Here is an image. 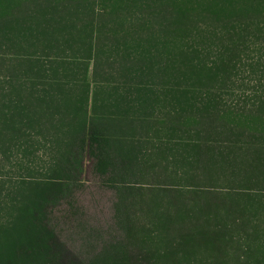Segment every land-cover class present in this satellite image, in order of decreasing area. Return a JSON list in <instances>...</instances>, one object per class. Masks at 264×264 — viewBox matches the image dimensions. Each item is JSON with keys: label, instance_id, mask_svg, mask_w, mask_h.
<instances>
[{"label": "trees", "instance_id": "1", "mask_svg": "<svg viewBox=\"0 0 264 264\" xmlns=\"http://www.w3.org/2000/svg\"><path fill=\"white\" fill-rule=\"evenodd\" d=\"M261 30L264 0H0V264H264V98L224 97Z\"/></svg>", "mask_w": 264, "mask_h": 264}, {"label": "rangeland", "instance_id": "2", "mask_svg": "<svg viewBox=\"0 0 264 264\" xmlns=\"http://www.w3.org/2000/svg\"><path fill=\"white\" fill-rule=\"evenodd\" d=\"M205 1L206 0H202ZM252 38L253 40H256L255 44L250 45V50L248 52L247 59L244 60V67L245 71L239 73L238 72V81L235 83V92L229 93V94H224V97H226L227 102H232V103H239L244 104L245 102L251 103L252 101H257L258 98H264V30L261 31H256V33L253 31ZM261 45V46H260ZM256 46L262 47L260 50L254 51L253 49ZM0 52H8L7 54H11V50L8 48L1 47ZM255 55H261L262 59L260 62H254V60H258L257 57H254ZM0 73H2L0 71ZM103 89L107 92H110L112 88H109L108 86L103 87ZM102 96H105L104 93H101ZM114 95V94H113ZM37 139H39L41 142H44V139L42 136L37 135ZM35 141V139H34ZM32 143V141H31ZM42 155V148L39 151V156ZM30 158V157H29ZM155 168V167H154ZM151 169L149 167L147 174L145 176H140L141 174H138L137 176H132L130 177L129 181L131 185H134L135 187H142L143 189L140 190L139 192L145 193L151 196H154L153 192H156L154 187H170V189H181L183 187L184 183H188L184 180H178L175 179L174 181L171 182V178H167V172H164L162 169ZM10 175H18L20 174L17 171V168L14 167L13 169H8V172H2ZM22 173V172H21ZM40 175V173H37ZM5 175H0V177L5 178ZM7 176V175H6ZM84 179L86 180V185L88 187V198L89 199H94L96 201V207H97V212L102 213L101 218H106L107 215L105 213L108 210V205H109V194L106 192H101L96 188V185L94 183V179L89 172V170L85 171L84 173ZM191 185H194V183H189ZM198 184V183H195ZM208 184V183H207ZM205 184H201V186H191V188L195 187H205L202 186ZM208 186H211V188L214 189V191H224L227 190L230 187H241L239 184H228L224 181H216ZM154 189V190H153ZM244 189V186L242 188ZM153 191V192H152ZM176 192H173L175 195ZM95 195L94 198H92L90 195ZM177 194V193H176ZM189 193L188 192H182L180 194H177L179 196H187ZM137 209V208H136ZM139 210V208H138ZM100 218V217H99Z\"/></svg>", "mask_w": 264, "mask_h": 264}]
</instances>
